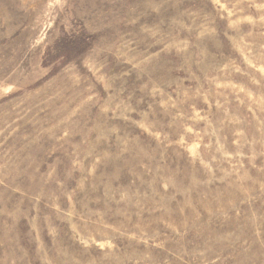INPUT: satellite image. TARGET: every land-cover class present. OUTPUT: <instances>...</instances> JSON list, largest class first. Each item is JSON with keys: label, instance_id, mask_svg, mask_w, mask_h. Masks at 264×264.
Segmentation results:
<instances>
[{"label": "rangeland", "instance_id": "obj_1", "mask_svg": "<svg viewBox=\"0 0 264 264\" xmlns=\"http://www.w3.org/2000/svg\"><path fill=\"white\" fill-rule=\"evenodd\" d=\"M0 264H264V0H0Z\"/></svg>", "mask_w": 264, "mask_h": 264}]
</instances>
